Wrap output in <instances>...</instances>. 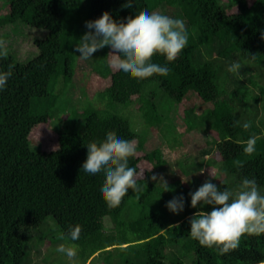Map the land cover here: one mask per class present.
<instances>
[{
    "label": "trees",
    "instance_id": "trees-1",
    "mask_svg": "<svg viewBox=\"0 0 264 264\" xmlns=\"http://www.w3.org/2000/svg\"><path fill=\"white\" fill-rule=\"evenodd\" d=\"M1 2L6 10H0V27L21 23L45 35L33 41L36 56L26 63L0 56V70L11 66L12 71L0 91V264H40L31 259V243L50 236L49 221L54 232L79 229L75 255L82 259L80 264L96 253L102 254L101 264H264V233L243 234L238 247L224 255L199 245L188 234L189 219L196 211L189 207L188 193L195 188L188 181L204 166L218 169L208 178L218 187L234 190L243 177H249L264 193V84L260 83L264 0ZM125 4L133 7L135 15L162 11L183 18L187 45L167 62L166 76L154 74L142 80L112 72L106 49L93 53L86 94L105 99L96 98L105 102L104 108L86 107L72 114L70 126L52 127L57 104L71 101L65 96L78 61L73 45L88 31L84 22L102 12H108L114 23L131 22L133 13L120 12ZM152 60L165 63L158 55ZM233 61L241 66L239 74L229 71ZM151 83L156 84L154 89L145 90ZM116 105L125 109L135 105L147 128H157L168 137L173 131L168 114L172 109L181 115L186 132L210 135L211 148L201 152L198 162H179L188 181L174 178L172 170L170 190L163 191L149 179L165 171L162 152L145 151V135L131 129ZM236 120L250 121L251 127L244 129L234 124ZM77 123L83 130L74 128ZM37 129L46 132L41 131L39 144L33 147L31 136ZM106 135L133 142L136 151L128 163L142 172L138 185L145 184L139 191L129 189L111 209L98 195L102 178L89 179L78 172L86 146L99 145ZM253 135L255 151L245 153L244 142ZM50 136L53 143L47 141ZM170 142L174 148L179 141L175 136ZM181 194L183 211L172 214L165 203Z\"/></svg>",
    "mask_w": 264,
    "mask_h": 264
},
{
    "label": "clouds",
    "instance_id": "clouds-1",
    "mask_svg": "<svg viewBox=\"0 0 264 264\" xmlns=\"http://www.w3.org/2000/svg\"><path fill=\"white\" fill-rule=\"evenodd\" d=\"M122 13H133L131 22L114 23L108 12L93 20L84 22L88 29L79 37V43L73 45L74 52L80 60L93 58V53L106 49V57L111 63L109 68L121 77L142 80L154 74L166 76L170 71L167 62L173 61L188 43V33L183 18L153 11L135 15L133 7L125 4ZM264 38V32L261 34ZM6 54L3 42H0V56ZM154 55L162 56L165 63L153 62ZM239 62L233 61L229 71L239 74ZM12 76L11 66L8 70H0V91H3ZM242 128L251 127L250 121L239 120ZM256 136H249L244 142L243 151L251 154L255 151ZM83 166L78 170L85 178H102L99 197L111 209L117 207L129 189L139 191L143 186L137 180L142 176L129 166V157L136 148L131 140L106 135L98 145L90 143L86 146ZM203 172V169L200 170ZM157 181L163 191H169L167 182L156 174L149 177ZM189 176L182 181H188ZM162 192V191H161ZM189 207L196 209L189 219L188 234L199 245L224 255L239 245L243 234L264 233V193L261 192L255 178L243 177L233 190L218 187L210 180H205L195 191H190ZM209 206V211L204 207ZM172 214L183 211L184 196H173L165 203ZM61 243L55 251L62 256L66 264H77L75 251L80 240L79 229H72L58 235Z\"/></svg>",
    "mask_w": 264,
    "mask_h": 264
},
{
    "label": "rangeland",
    "instance_id": "rangeland-1",
    "mask_svg": "<svg viewBox=\"0 0 264 264\" xmlns=\"http://www.w3.org/2000/svg\"><path fill=\"white\" fill-rule=\"evenodd\" d=\"M1 1L2 0H0V4H2ZM0 10L4 12L6 10L5 6L0 5ZM44 35L45 33L43 31H37L21 23L0 27V42H3V46L6 51L5 55L12 56L17 62L20 63H26L28 60H31L36 56L37 51L33 41L35 39L43 38ZM92 61L93 60L91 57L87 60L78 59L72 80L73 82L72 84L68 85L66 90L65 97L69 98L71 101H69L67 105L57 104V116L53 121V124H55L52 127L62 129L70 126L71 122L69 118L72 116V114H80V111L86 109V107L96 106L104 108L105 102L103 100L105 99L101 98L99 95H95L93 98H88L86 94V86L88 90L87 79H89ZM260 83L264 84V80H260ZM246 84L249 86L248 83ZM155 86L156 84L151 83L148 84L144 89H154ZM150 92L155 93L154 90H151ZM255 92L257 93L258 91L256 90ZM96 98H101L103 100ZM60 99H62V97H60ZM66 100L63 102H66ZM116 107L120 108L119 110L122 111L121 113L119 112L121 116L129 119L128 121L130 123L131 129H134L138 133H143L145 135L144 148L146 152L155 148H159L161 150L163 159L166 161L165 171L158 172L156 175L158 178L162 177L166 182L170 181V171L172 170L174 173V178L183 180L185 176L179 169V162H185L186 164L193 163L195 161L198 162V160L201 158V152L211 148L210 135H206L200 131L186 132L181 115L174 109L168 113L169 119L173 125V131L168 137L166 136L165 132L162 133L157 128H147L140 118L139 113H137L135 105H132L129 108L126 107V109L120 105H116ZM77 118V121H79L80 118ZM74 128L76 130H83V125L81 123H77ZM41 131L46 132L45 129H37L33 132L31 136V145L33 147L38 146L39 139L41 138ZM175 136L179 142L174 143V148H171L169 144H171L170 141H172L173 137ZM47 141H51L53 143L51 136ZM206 158H208V156L204 157V159ZM202 169L203 172L200 171L199 173L197 171H192L194 172V175L192 176V179L188 181V184H192L195 190L206 179L209 180L208 178H210V175H213L218 170L215 167L206 168L205 166ZM48 225L52 227L49 232L50 236H47V238H43L40 241H33L31 243V259L33 262L40 264H49L52 261H55V264H66L62 256L57 254L55 251L56 245L61 243L59 240H54L56 239L55 235L58 236L59 232L53 231L55 226L51 221H49ZM81 261L82 259L77 257V264H80ZM102 262V254L96 253L92 258H89L88 262L85 264H101Z\"/></svg>",
    "mask_w": 264,
    "mask_h": 264
}]
</instances>
